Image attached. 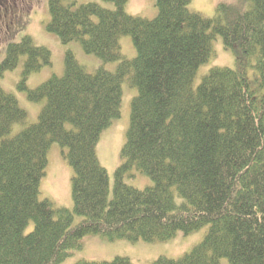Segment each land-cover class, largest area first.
Here are the masks:
<instances>
[{
  "label": "trees",
  "instance_id": "1",
  "mask_svg": "<svg viewBox=\"0 0 264 264\" xmlns=\"http://www.w3.org/2000/svg\"><path fill=\"white\" fill-rule=\"evenodd\" d=\"M129 4L50 0L46 28L66 47L64 70L34 89L26 81L53 66L51 49L28 34L7 47L0 74L23 62L18 87L43 106L30 122L0 86V264H62L88 236L153 243L203 227L191 250L152 264H264V0L223 1L212 17L193 0H156L150 18ZM217 37L235 65L212 67L195 86ZM72 43L100 66L88 69ZM124 82L136 94L111 193L97 147L121 116ZM54 143L73 170L72 208L41 197ZM136 173L151 184H129Z\"/></svg>",
  "mask_w": 264,
  "mask_h": 264
},
{
  "label": "rangeland",
  "instance_id": "2",
  "mask_svg": "<svg viewBox=\"0 0 264 264\" xmlns=\"http://www.w3.org/2000/svg\"><path fill=\"white\" fill-rule=\"evenodd\" d=\"M74 1V0H73ZM78 3L94 0H76ZM156 0H130L128 12L148 16L151 9H155ZM223 1L229 0H193V8L207 17L215 14V6ZM50 0H0V62L6 56V50L10 42H17L25 35L32 36L37 45H44L52 51L53 66L44 67L41 71L33 72L26 81L29 89H34L47 80L52 73L62 74L64 70L65 46L59 38L50 33L46 28V23L50 19ZM150 4V5H149ZM8 25L9 28H8ZM129 41H124L123 48L125 54L132 58L136 54V49L130 37ZM221 41V42H220ZM77 55L78 60L88 69L95 70L100 66V60L94 56L83 52L79 43L70 44ZM109 65V64H108ZM235 57L232 50L225 48L220 37L214 40V55L204 63L198 71L195 86L199 84L202 77L214 66L234 67ZM23 62H20L13 70L4 71L0 74V86L15 94L21 107L28 113L30 122H36L40 114L42 103L34 102L28 98L26 91L19 89V84L23 76ZM123 88V108L119 119L115 120L110 127L101 135L97 153L102 165L108 170L110 178L111 193L113 191L115 173L121 163V149L126 140V131L129 127L131 102L134 90L124 82ZM137 91V90H135ZM20 124L15 125L14 132L21 129ZM48 165L46 174L41 181V197L52 199L58 206L73 207L72 196V173L73 170L62 153V147L54 143L48 152ZM126 181L139 188L151 184L149 177L136 173L134 177L127 178ZM80 217L75 216V223ZM208 230L203 227L189 234L178 233L174 238L167 241L145 242L130 241L126 239L109 240L101 236H88L84 239V247L76 252L62 264H73L80 259L95 261H111L116 256L129 257L135 264H152L161 256L177 258L185 252L191 250L196 244L201 242ZM222 264H229L226 258Z\"/></svg>",
  "mask_w": 264,
  "mask_h": 264
},
{
  "label": "flooded vegetation",
  "instance_id": "3",
  "mask_svg": "<svg viewBox=\"0 0 264 264\" xmlns=\"http://www.w3.org/2000/svg\"><path fill=\"white\" fill-rule=\"evenodd\" d=\"M1 15V14H0ZM10 25H8V28H9Z\"/></svg>",
  "mask_w": 264,
  "mask_h": 264
}]
</instances>
